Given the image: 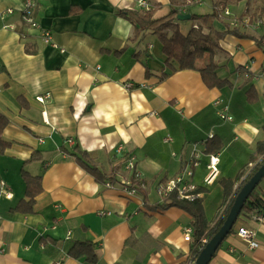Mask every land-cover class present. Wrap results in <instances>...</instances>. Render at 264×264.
Returning <instances> with one entry per match:
<instances>
[{"label": "crops", "instance_id": "obj_1", "mask_svg": "<svg viewBox=\"0 0 264 264\" xmlns=\"http://www.w3.org/2000/svg\"><path fill=\"white\" fill-rule=\"evenodd\" d=\"M249 1L211 0L204 14L216 15L211 26L176 19L167 28L170 34L176 27L187 35L194 26L206 35L225 34L215 60L219 76L233 87L221 90L209 89L199 72H170L161 47L150 43L158 35L138 31L120 15L144 14L139 0H42L35 11L40 30L23 23V0H0V116L7 119L2 138L9 144L0 151V183L11 194L0 197V264H91L69 254L85 242L94 246L96 264L195 263L194 244L184 240L192 218L176 207L162 209L157 185L176 177L198 153L189 182L202 189L199 199L211 222L223 206L220 181L247 167L245 179L260 163L261 157H251L264 140V31L234 25L239 17L264 18L254 15ZM147 2L157 21L174 10L202 15L191 13L195 4L187 0ZM230 5H241V13L226 15ZM42 30L51 31L53 45L44 42ZM163 73L170 74L161 79ZM126 83L135 87L126 89ZM45 95L46 104L37 101ZM218 99L229 104L233 122L216 115ZM212 135L224 148L217 154L219 176L208 185L205 145ZM76 151L89 154L104 172L115 171L116 183L98 184ZM128 158L135 159L140 181L126 169ZM23 170L41 176L43 190L32 213H12L26 198ZM128 181L135 195L122 191ZM257 193L264 199V179ZM242 227L256 232V249L237 235ZM210 264H264V222L238 220Z\"/></svg>", "mask_w": 264, "mask_h": 264}, {"label": "trees", "instance_id": "obj_2", "mask_svg": "<svg viewBox=\"0 0 264 264\" xmlns=\"http://www.w3.org/2000/svg\"><path fill=\"white\" fill-rule=\"evenodd\" d=\"M264 14V10L261 11ZM260 14V15H261ZM120 15L130 21L136 26L138 31L151 30L161 42V49L165 56L166 67L169 68L170 72L176 71H196L201 74L204 84L209 89H221L232 88L233 83L229 78H222L219 76V65L216 63L215 57L217 51L220 49L218 43L219 39L225 34L214 33L203 34L202 28L194 26L191 32L187 35L182 34L176 27L171 34H168L165 30L169 28L173 21L177 19V11L172 13L165 19L157 21L152 19V14L139 13L134 10L121 11ZM263 16V15H261ZM216 15H195L191 17V20H202L204 25L211 26L209 21ZM239 17L238 20H242ZM255 21L256 18H253ZM236 33V31H232ZM264 38V36H263ZM170 73H163L161 79L166 78ZM247 85L249 86L248 92L250 94V102L256 100L255 92L251 80H248ZM7 126V119L0 116V151L3 152L9 145L3 140V131ZM205 152L209 155H217L224 148L221 140L215 136L209 138L206 142ZM77 162L91 175L95 181L104 186L111 187L112 184L116 183V172L110 173L104 172L87 153L77 152L74 154ZM261 157V161L256 165L245 179L246 168L243 167L235 178L222 179L220 185L223 194V206L220 208L215 221H209L203 203L200 199L194 201H187L178 199L177 193L170 194L164 199L162 209H169L172 207L179 208L186 212L192 218V227L194 230V247L192 249V258L196 260L209 241L217 234L220 228L223 226L234 201L242 189V187L251 179V177L258 171V169L264 164V140L257 144L255 155L252 156L251 162H254ZM22 178L25 183V196L18 206L12 211L20 213H32L35 204V199L42 193V177L32 176L25 170L22 171ZM135 186V185H134ZM259 186V185H258ZM257 186V187H258ZM257 187L252 192L247 202L245 203L238 220H244L252 218V215H264V199L257 193ZM202 189H196L193 193H201ZM235 229V227H234ZM234 229L230 234L234 232ZM206 241V242H204ZM69 254L74 259L84 258L85 261L96 264L98 262V255L94 246L89 243H76L69 251Z\"/></svg>", "mask_w": 264, "mask_h": 264}, {"label": "built area", "instance_id": "obj_3", "mask_svg": "<svg viewBox=\"0 0 264 264\" xmlns=\"http://www.w3.org/2000/svg\"><path fill=\"white\" fill-rule=\"evenodd\" d=\"M42 0H23V7L21 10L22 13V21L25 25H27L30 29L40 30L41 25L35 16V11L38 8L40 2ZM188 4H195L201 5L203 4V0H187ZM139 8L144 11L145 13L152 11L150 4L147 0H139ZM225 14H228V11H224ZM11 13V11H8ZM2 16V15H0ZM245 22L250 24L249 19H244ZM262 24L261 21L257 22V26ZM234 25L237 26V21L234 22ZM197 28V26H196ZM42 38L44 42L48 45H53L52 41V33L50 30H42L41 31ZM64 52V51H62ZM126 89H132L135 85L131 83L125 84ZM139 87H144V85H140ZM50 99V95H45L37 98V101L46 104L47 101ZM213 107L216 110V115L222 122H233L234 118L230 113V106L224 99H218L214 104ZM44 115V122L48 123L46 118V112L43 113ZM213 135L211 136V138ZM69 144L74 143L72 139L68 140ZM198 159L199 154L194 153L191 160L188 162L187 166L174 178L163 181L157 185V193L163 199L167 198L172 193H177L178 199L187 200V201H194L199 199V194H194L193 192L196 190V187L189 182V179L193 176L194 169L198 166ZM219 158L218 155H210L209 156V165L208 175L205 178V183L210 185L212 184L215 179L219 176ZM126 169L133 173V179L136 181H140L142 179V175L136 168L135 159L128 158ZM122 191L127 193L128 195H135L137 189L133 186L130 181L125 182L122 185ZM6 196L7 198L11 197V194L8 193L7 186L4 182L0 183V197ZM252 219L256 222L263 223L264 222V215H252ZM237 235L245 241L250 249H256L259 244L256 241V232L249 229L242 227L238 230ZM184 240L188 243H194V230L193 227H189L185 230V237ZM206 242V241H204ZM60 264V263H58Z\"/></svg>", "mask_w": 264, "mask_h": 264}, {"label": "water", "instance_id": "obj_4", "mask_svg": "<svg viewBox=\"0 0 264 264\" xmlns=\"http://www.w3.org/2000/svg\"><path fill=\"white\" fill-rule=\"evenodd\" d=\"M177 19L180 21H187L191 19V15H178ZM264 179V164L258 169V171L251 177V179L242 187L238 193L234 204L220 230L217 234L209 241L206 247L203 249L199 257L196 259L194 264H210L224 241L230 235L234 229L236 222L238 221L239 215L247 202L248 198L256 187Z\"/></svg>", "mask_w": 264, "mask_h": 264}, {"label": "rangeland", "instance_id": "obj_5", "mask_svg": "<svg viewBox=\"0 0 264 264\" xmlns=\"http://www.w3.org/2000/svg\"><path fill=\"white\" fill-rule=\"evenodd\" d=\"M263 1L264 0H250L249 1V4H252L253 5V13H255L254 15L258 16L259 14H261L260 13V10L264 6V2ZM211 4H212L211 3V0H203V4H201L199 6L198 5H195V6L189 7L190 8V12L191 13H194V14H202V15H204L205 12L208 10V6H211ZM242 8L243 7L241 5H238V6L230 5L228 7L229 16H231V18H233V17L239 15L241 13ZM258 17H260V16H258ZM260 21L262 22V24L260 25V27L262 28V31H264V26H263L264 18L261 19ZM254 22H255V20H253L252 18H250V25L251 26H256L257 25V21H256V23H254ZM241 24H245L247 26V23L245 22L244 19H242L239 24L237 23V26L238 25L241 26ZM260 27L258 29H261ZM165 31L167 32V29ZM167 33L170 34L169 32H167ZM150 43L153 44L157 48L158 47H161L160 46V43H159V39L156 38V37H151L150 38ZM163 201H164V199H163Z\"/></svg>", "mask_w": 264, "mask_h": 264}]
</instances>
